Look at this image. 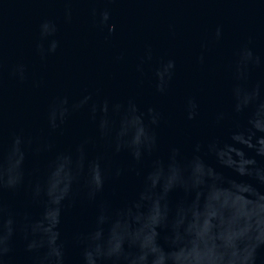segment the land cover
Instances as JSON below:
<instances>
[{
    "label": "water",
    "instance_id": "obj_1",
    "mask_svg": "<svg viewBox=\"0 0 264 264\" xmlns=\"http://www.w3.org/2000/svg\"><path fill=\"white\" fill-rule=\"evenodd\" d=\"M105 11L110 14L107 23L103 21ZM112 24L114 32L109 30ZM218 27L222 29L220 39L216 38ZM57 41L59 47L49 52ZM244 46L264 54V0H0V131L5 139L23 132L29 142L25 149L26 183L18 191L5 192L7 204L18 215L39 218L43 209L30 201L28 184L48 176L58 152L74 153L81 138L96 135L89 118L95 104L106 96L118 100L135 94L141 105H156L164 113L158 129L161 149L145 159L136 172L110 177L99 199L110 201L113 207L135 200L140 174L151 167L153 160H166L169 145L180 146L187 162L197 142L207 145L213 141L212 151L219 162L209 156L213 167L206 168L200 161H192L194 186L200 190L189 210L190 228L205 234L216 227H252L264 212V204L244 195L254 193L253 187H228L221 180V174L229 176L231 169L247 172L256 162L252 150L264 146V137L255 131L264 128V105L251 104L245 98L242 111L231 113L230 72L237 50ZM169 59L176 61L175 78L168 95H157L153 90V68ZM160 71L164 74L167 68ZM257 81H264V69L250 73L248 83ZM95 92L99 93L93 99H86ZM56 95L67 96L70 105L80 107L62 130L50 134L45 115ZM189 96L199 104L194 121L187 120L183 109ZM218 110L228 116L221 124H213ZM106 120L121 139L132 138V115L122 122L119 112L109 110ZM37 143L42 144L39 152L34 150ZM107 144L90 145L88 158L100 154L106 170L128 169L129 155L113 153ZM15 163L5 152L0 171L8 173ZM86 163L75 155L61 158L52 177L54 191L58 190L57 181H82ZM178 178L176 173L166 174L161 169L154 175L153 185H163L166 191ZM181 198V192L172 196L173 201ZM259 200L264 201V196ZM94 214V206L82 192L77 193L74 203H66L59 232L68 264H78L81 246L75 234L90 228ZM185 215L181 214L179 223H184ZM51 216L54 221L55 208ZM160 216L159 201H153L148 191L136 202L135 211L116 221L115 231H134L149 243ZM8 264H30L20 235L14 238ZM257 264H264V248L258 250Z\"/></svg>",
    "mask_w": 264,
    "mask_h": 264
},
{
    "label": "clouds",
    "instance_id": "obj_2",
    "mask_svg": "<svg viewBox=\"0 0 264 264\" xmlns=\"http://www.w3.org/2000/svg\"><path fill=\"white\" fill-rule=\"evenodd\" d=\"M109 19L110 14L105 11L103 21L107 23ZM47 26L46 22L42 27L46 29ZM109 30L114 32L115 25H110ZM221 37L222 29L218 27L216 38ZM58 47V41L54 42L48 51L54 53ZM39 48L43 55V45ZM200 59L203 61V56ZM161 68H167V71L161 74ZM257 69H264V54L248 46L238 49L230 72L232 114L242 111L241 104L245 98H249L251 104L264 105V81L248 83L250 73ZM139 70L142 71V68ZM175 74L174 59L160 61L152 73L154 93L168 95ZM20 75L23 79L22 69ZM98 93H89L86 99L91 100ZM79 107L70 105L67 96H54L45 115L48 132L52 134L62 130L72 112ZM183 109L187 120L197 119L199 104L194 97L185 98ZM109 110L119 112L122 122L129 115L135 118V131L131 139L125 141L111 129L106 120ZM227 116L228 113L218 110L211 122L221 124ZM89 118L96 135L81 138L74 153L58 152L49 166L48 176L44 180L28 184L30 201L43 209L39 218L18 215L5 200L6 191H18L26 183L25 149L29 142L23 132L14 133L5 139L0 131V161L5 152L10 159L16 161L8 173L0 171V264H8V257L13 251V242L17 235L24 241V250L28 254L30 264H68L65 246L60 239L59 225L66 203H74L78 192H82L83 198L95 208L90 228L75 234V240L81 246L78 264H257L258 250L264 248V212L261 213L259 221L247 229L243 225L229 229L216 227L209 233L201 234L198 229L190 228L192 218L189 210L195 205L196 193L200 190L194 186L196 173L192 161H200L206 168L213 167L209 163V156L219 162V157L212 151L213 141H209L207 145L197 142L193 146L191 160L187 162L183 159L184 153L180 146L169 145L166 160H153L151 167L140 174V188L135 200L113 207L110 201L99 199L106 181L110 177L119 178L126 172H136L145 159L159 152L161 137L158 129L165 116L159 107L141 105L137 96L132 94L118 100L104 97L102 102L92 107ZM255 131L260 137H264V128ZM104 141H108L107 146L113 153L125 152L129 155L131 165L128 169L113 167L106 170L100 154L95 158H88L89 146ZM41 148L40 143L34 146L37 152ZM252 151L255 153L256 162L248 167L247 172L231 169V175L221 174V180L228 187L250 184L254 193L244 195L258 204H264V201L259 200V197L264 196V190H261L264 188V146L257 145ZM74 155L87 161L82 172V181H57L58 190L54 191L52 177L58 171V162L63 157ZM161 169L166 174L176 173L179 177L166 191L163 185H153V177ZM148 191L152 192L153 201H159L161 216L153 225V239L146 243L144 238L137 236L134 231L116 232L115 223L126 217L129 212L135 211L136 202ZM177 192L183 193V198L173 201L172 196ZM148 207L151 208V203ZM53 208L56 210L54 221L51 216ZM182 213H186L183 224L178 222ZM161 239L164 243H161Z\"/></svg>",
    "mask_w": 264,
    "mask_h": 264
}]
</instances>
